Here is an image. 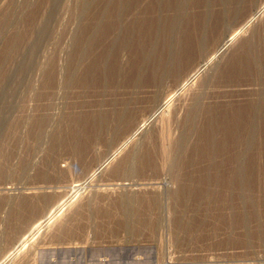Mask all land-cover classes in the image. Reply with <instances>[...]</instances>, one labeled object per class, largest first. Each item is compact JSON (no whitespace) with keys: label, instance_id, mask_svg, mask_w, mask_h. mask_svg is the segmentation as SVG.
<instances>
[{"label":"rangeland","instance_id":"obj_1","mask_svg":"<svg viewBox=\"0 0 264 264\" xmlns=\"http://www.w3.org/2000/svg\"><path fill=\"white\" fill-rule=\"evenodd\" d=\"M2 1L3 0L0 1V13L2 14L3 11H9V22L14 18L17 23H19L18 25L20 27L23 23V19L24 21L26 19L24 17L30 13L31 8L35 6L39 8L42 6L41 3H38V0ZM90 1L91 3H89ZM92 1L97 4L95 2L97 0H56L57 7H55V10H51L49 17H52L50 19L52 27L50 26V29H47L48 32L46 31L47 33L41 36L45 44L43 43L41 45L42 47L40 46L41 48L38 46L36 49H39V51L35 49L36 51L34 52L37 57L36 58L34 55L36 61H33V58L29 60V63L27 62L29 59V47L26 48V51L25 49H19L20 54L18 55V60H15L16 62H11L10 65L8 64L10 67L8 65H6V68L4 67L8 72L5 76L9 78L6 79L4 76H0L4 78L2 80L5 82L4 83L2 80L0 81L1 83L3 82L2 84L0 83V86L2 85V87H0V264H264V206H261L264 205V198L261 200V198L264 197V195H262L264 193V188L262 185L257 184L262 188L258 186L252 188V191L254 190V198L251 196L252 198L250 199H255L258 203L260 202L261 204L259 203V205L261 207L258 206V208L260 207L261 210H256L258 204H256L257 202L255 200H252L253 202L248 201L246 206H244H248L246 211L248 210V213L250 212L249 214L252 213L251 215H253L254 218L253 216L251 218L253 220L251 219L252 221L250 220V222H248L245 230L242 228L243 226L240 228L235 227V229L230 228L226 220H229L230 215L233 216L232 214L235 216L232 217L233 220H239L238 216L241 215V208L244 207L241 200L239 201L236 197L234 198L236 199L235 202L233 200L235 206L233 203L230 205L231 203L227 202L229 204L227 207L226 202L223 201L224 195L233 198L232 194L236 192L231 191L232 189L236 190V188L231 186V183L227 182L226 178L224 179L227 175L225 172L227 171L228 173V171H230L229 169H231L230 164L224 166L225 170H223V173L221 171L224 169L223 166L219 167L221 170L213 167L209 169L210 173L209 170L203 173L202 168L211 164V158L204 157V154L202 153V155L198 150L201 138L199 137V139H197L198 137H194L189 144L190 147L186 146L187 150H185V147L183 151L182 149L181 151L177 149V144H175L176 141H178L176 138H179L178 136L182 134L184 121L191 118L194 114L195 110L192 109L195 103L194 100L199 96L203 97L204 95L203 101L206 103L204 105L206 108L202 105V107L199 108L201 111L198 110L201 114L203 113L204 116L211 117V114H214L211 111L214 112L217 109L219 110V107H221V109L227 108L230 110L228 115L230 118L228 119L231 123L236 122L235 120L237 119H242L243 121L245 117L244 114L242 113L243 117L241 114H237V112L234 114V110L238 111L237 109L241 107L247 108L246 104L250 106L253 101L257 102L256 104L261 108V112L264 110V9L262 8L264 7V5H262L264 1L166 0L165 2V0H162L161 5H156L158 7L150 14V16H152L151 20L153 21L154 19V29L157 31L154 30L151 33L152 36L149 35L147 37L151 39L134 37L135 42L129 40V36H131L129 30H125L124 33L122 32L123 34L121 33V41L124 40L123 37L126 35V38H124L128 41L125 40L126 43H124V45L121 42L117 43L114 53L117 56L119 55L118 57L120 60L127 62V64H122L123 69L125 66L123 71L126 70L127 79L124 77L122 80H115L117 83H109V88L105 86L104 83L92 87H83L81 84L83 79L88 78L86 76H89L90 73L89 78L97 77V74H95L97 70L96 66L88 63L90 64L88 72L85 71L84 68L79 71L74 69V59L79 43L85 35L90 34V28H92L90 25H93V23H90V20H92V16H90L92 15L91 10H89V12L87 11L89 15L85 12L86 3L92 4L90 6H94L90 8L94 10H92L93 13L97 9ZM151 1L152 0H131L130 5L131 8L135 7L141 10ZM98 3L102 4V0ZM99 4L97 5L98 8H100ZM168 5L171 7H168ZM174 5L176 7L178 6L177 10ZM173 11L175 13H173ZM140 12L135 13V15L131 14L130 19L129 17L125 19V24L131 27L134 23L140 22L142 20V12ZM2 15L0 16V27H2ZM168 16L171 17L172 20ZM139 17L140 19H138ZM19 20L22 23L18 22ZM161 24L165 27L161 26ZM246 24L248 25L246 26ZM6 35L7 33L4 37H2L3 34L0 36V42L2 43H0V50L3 47V49H6L7 46L9 47V44H6L8 42L5 41ZM227 36H229V38ZM215 38H217V40ZM232 41L233 43H231ZM175 44L176 46H174ZM192 44L194 46H192ZM203 45L205 49H203ZM215 45L219 48V51L217 47H214ZM140 46L146 49V51L157 49L156 54L151 56L148 53V55H144L145 59L142 54L139 53V50V54H137V47ZM185 46H191V48H188L190 51L194 50V54H190L191 56L189 54L185 55L182 51L189 50ZM198 46H200L201 49ZM214 48L215 50L217 48L216 52L218 54L214 52ZM96 50L97 52H100L99 50L103 52L100 48H96ZM210 50H213V56H211ZM206 51H209L208 55ZM166 54L168 56L173 55L175 58H173L174 60L178 58L182 63L177 65L172 59H169V62L167 60L165 61ZM196 54L198 55L196 56ZM205 54L208 56L207 58ZM171 57L172 56L169 58ZM22 58L23 61L26 58V65L27 63L29 64L27 65L29 67L25 65L26 69L29 68L26 70L27 72L24 70L25 63H23ZM142 58L145 59H143V65L147 64V71H151L153 67L157 70L159 64L163 67L166 62H168L169 65L166 68L170 70L174 65V72H177L173 73L171 76H167L164 81H161L162 83L159 79H157L156 82L152 79V72L150 75L143 76L142 79H137L133 74L137 72V67L141 64ZM207 61H209V63ZM145 62L147 63L145 64ZM128 63H130L129 66ZM186 65L189 66L187 67ZM195 65L198 66V68ZM8 67L13 70L10 69L11 71H9V69H7ZM200 67L206 70L200 69ZM194 69L196 71L199 69L200 72L197 77L198 80L195 79L192 82H196V85L192 83L187 84V82H184V78L188 77L187 73H190ZM181 71L182 73H180ZM184 73L185 76L187 75L186 77ZM84 74L88 75L85 76ZM179 74L183 75V77ZM175 76H180L183 79L179 77L176 78ZM168 80L171 83L168 82ZM181 82L186 84V86L184 85L183 88L179 87L178 84ZM149 84L151 86H149ZM4 87L5 89H3ZM177 88L179 89L177 90ZM198 88H200V91ZM111 90L113 92H111ZM130 91L131 93H129ZM199 92H202V94L200 93V95ZM257 92H259L260 98H263L262 100L259 99L262 102L256 100L257 96H259ZM158 94H160V96ZM251 95L256 96L252 97ZM157 100L160 106L157 105ZM218 100L219 102L216 103ZM228 100H231L230 103ZM208 101L210 104L212 102V104L207 105ZM225 103H227L229 107H225ZM154 104H156V106ZM161 107L162 110L166 112L164 115L166 116L165 118L161 115L164 111L160 113V111H162ZM126 109L128 112H126ZM125 112L128 113L127 115H130V117H125V119H123L124 121H122L123 123L121 122V124L118 125L120 127L117 128V124L116 127L114 123H116V121H118L117 119ZM146 114H148L149 118H147L148 116H146ZM150 114H152V116ZM189 114L191 115L190 117ZM110 115L112 117H110ZM79 116H81V118ZM85 116L103 119L105 116L109 117L105 118L107 119L104 123L106 127H102V135L94 131L90 132V134L87 131V129H90L92 122ZM134 118L140 121H136ZM258 119L261 120V118ZM146 121H148L149 124ZM138 122L142 124L141 126L143 127H140ZM108 126L109 128H107ZM144 127H146V130ZM147 128L149 129L147 130ZM36 130L37 134L35 133ZM72 130L79 133L87 131L91 137L89 139L87 136V138H83L82 141H77L76 139L74 141L69 135ZM138 130L140 133H136ZM198 131L201 132L200 127ZM196 136L199 135L197 134ZM253 139L251 140L252 145L250 149L248 147L249 151L246 152L245 155L242 153L246 150V146L242 147L243 145L241 143H236V146L232 144L225 150L223 158L229 160L231 159L230 157L240 153L239 155L242 154L240 164H244L243 166L246 165V167H248L250 164L258 163L259 160L264 163V158L259 159L257 157L259 145L264 138L258 133ZM163 143L164 145H162ZM162 149L166 151V154L168 152H170V154L168 153V155L164 157L165 153ZM176 149L179 152H177ZM240 149L244 150L241 151ZM196 152L199 154H196ZM133 153L136 154V157ZM176 153L179 156L182 154V156H180L182 162H187L184 167L180 164L172 165V161H180L179 156L175 159L177 156L175 155ZM184 153L185 155L183 157ZM193 153L195 154L194 156L191 155ZM128 155L131 157H128ZM134 157L136 159H134ZM148 158H151V160ZM187 158L189 159L187 160ZM221 158L222 157H219L217 160L219 161ZM127 159L129 160L127 161ZM129 163L132 164L130 165ZM212 169L214 173L218 174H214ZM216 169H218V171ZM191 174L194 177L198 175L204 177V174L206 177L214 175L215 178L219 175V179H222L220 177L224 176L221 180L223 183H221V181L215 183L218 187L221 184L223 185L219 187L220 191L216 190L217 187L214 184L209 185V187L207 185V190H204V186L202 185V188L199 183L197 184L198 187L192 188L191 191L188 190L190 193L187 191L188 194L186 195H191L193 198L183 195L185 199L184 202L182 201L183 199L179 200L178 197L182 195L180 191H184L181 187H183V185L185 187L190 183L191 177H193ZM200 176L198 177L199 179H201ZM176 180L180 182L178 183ZM186 181L188 183L184 184ZM120 184L129 186L123 187ZM179 184L180 186L183 185L180 187ZM224 184H226V191L222 189ZM228 184L230 185L228 186ZM6 187L9 188V190H4ZM47 187H49L50 190ZM198 189L201 190L195 195V190ZM256 189L257 191L263 189L262 192L258 191L262 193H260L262 196L255 191ZM32 190L37 192L34 194L35 196L29 195L27 197L26 191ZM207 191L213 196L218 194L219 196L215 195L218 196V198L214 196V202L218 201V205L219 203L221 205L222 202V205L218 206L217 203L213 202L210 208L206 209L208 204L204 196H208ZM222 191L225 193L223 196L221 194ZM175 192H178L177 194L179 195L176 196ZM201 192L205 195H202ZM54 193L57 194L55 195ZM42 194L46 195L45 197L47 199H45L48 201L42 197ZM132 194H135V199L131 207L130 203L126 202L125 198H128L129 195L132 196ZM199 194L202 195L203 199L200 198L201 196ZM226 194L231 195L227 196ZM256 194L261 196L259 198L260 201ZM212 195L210 196L213 198ZM194 196H198V199L202 201L199 203L193 202L196 201L194 199L196 197ZM37 197L39 198L37 199ZM220 197H223V200H221ZM157 199H160L158 201L160 205L157 210L159 213L156 214V211L154 212L152 207L155 205ZM190 199L193 200L191 201ZM198 199L197 201H199ZM21 200L25 201V204H23L26 205L25 207L19 205V202H22ZM56 201L60 205L61 209L59 214L61 215L58 214L59 216H55L49 223H38L40 218L47 213ZM204 202L206 204H204ZM200 203L204 204V208H200ZM236 203L242 204L238 212L234 210L239 208V204L236 205ZM249 203L251 204L248 205ZM213 204L215 206L217 205V208ZM42 205L45 206L43 207ZM251 205L256 206L253 207ZM127 206H129V212L130 209H132V214H129L130 217L132 215L131 219H129L130 217L128 214V218L127 215H122L125 211L124 207L127 208ZM231 206L233 209H231ZM150 208L152 209L150 211L151 213H149ZM190 209H194L196 212ZM201 209L206 210L202 211ZM244 210L245 208L242 209V211ZM256 211H258V213H256ZM219 212H222L221 215ZM217 214L221 218L223 216V218H219ZM257 214L258 216H262L261 218L263 219L261 221ZM133 216L136 218L134 219ZM57 217H59V219ZM216 217H218V220H216ZM255 217H257V219ZM181 218L183 219L181 220ZM189 218L191 222H189ZM255 219L258 222L255 221ZM194 221H197L199 224ZM192 223H194V225ZM181 225L182 228L180 229ZM183 227H185L184 230ZM248 229L249 233L246 231Z\"/></svg>","mask_w":264,"mask_h":264},{"label":"bare ground","instance_id":"obj_2","mask_svg":"<svg viewBox=\"0 0 264 264\" xmlns=\"http://www.w3.org/2000/svg\"><path fill=\"white\" fill-rule=\"evenodd\" d=\"M1 1V0H0ZM4 1V0H3ZM2 1V2H3ZM99 1H101V0H99ZM98 0L97 1H95L97 4H95L93 1V3L96 5V8L98 9H96L95 10V12L93 13V9H90L91 7H94V6H90V5H92V4H89V3H91V1L87 4H85V2H84V4H85V12L87 13V11L89 12V10H91V13H92V15H90V16H92V20H90V23H93V25L91 24H89L92 28H90L91 30V32H90V34H87V35H85V37L82 39V41H80V43H79V46H78V50H77V53H76V55H75V61H74V63H75V65H74V69H76V71L78 70H80V69H85V71H89V66H90V64L91 65H93V66H96L97 67V70L95 71V74H97V77H92V78H89L90 77V74H89V76H86V75H88V74H84L86 77H88V78H85V79H83V81L81 82V84L83 85V87H92V86H97V85H101V83L103 84H105V86H109V83L111 84V82L112 83H117L116 81H119L120 79L122 80V78H126L127 76V72H126V70L125 71H123L124 69H125V66H124V69L122 68V64L124 65V64H127V62L125 61H122V60H120L119 59V55L117 56L114 52V50H115V48L117 47V43H119V42H121L123 45H124V43H126V41H128V40H126L125 38H126V36H124L123 37V39L124 40H122L121 41V33L123 32L124 33V31L125 30H129V33H130V35L131 36H129L130 37V41H135V39H134V37L136 38V37H141V38H147L149 35L150 36H152V32L155 30L154 29V23H153V21H154V19H153V21L151 20V17L152 16H150V14L155 10V8L156 7H158V6H156V5H161V2H162V0H152L147 6H144V8L143 9H137V8H131V5H130V3H131V0H102V4L100 5L98 2H99ZM148 1V0H147ZM160 1V2H159ZM178 1V0H177ZM176 1V2H177ZM255 1V0H254ZM264 1V0H263ZM1 2V3H2ZM18 2V1H17ZM165 2H166V0H165ZM164 2V3H165ZM175 2V1H174ZM175 2V3H176ZM181 2V1H180ZM38 3H41V5L42 6H40L39 8H36V6L35 7H33V8H31V11H30V13H28V15L27 16H25L24 18H26L25 19V21H24V19H23V23L19 20L18 22H20V23H22L21 24V27L18 25L19 23H17V21L13 18V20L11 19L10 20V22H9V15L8 14H10V13H8L9 11H6V12H2V14L0 13V16L2 15V17H1V23H2V27H0L1 28V32H0V36H2V34H3V36L2 37H4V35L7 33V37H6V42H8V43H6V44H9V47L7 46V48L6 49H1L0 50V76H4L5 78H6V73H8L6 70H5V68H6V65H10L11 64V62H13V61H15V60H18L17 58H18V55L20 54V52H19V49H25V51H26V48L27 47H29L28 49V51H29V53H28V56H29V59H28V63H29V60L31 59H33L34 58V60L33 61H36L35 60V57H36V55H35V51L37 50V51H39V49H36L38 46H39V48H41L42 46V44L44 43L43 42V37L41 38V36L44 34V33H47L48 31H47V29L49 28L50 29V26H51V22H50V19L52 18H49L50 17V13H51V10H55V7H57V2H56V0H38ZM178 3V2H177ZM183 3V2H182ZM225 3V2H224ZM258 3V2H257ZM262 3V2H261ZM99 4V6H100V8H98V5ZM135 4V3H134ZM173 4V3H172ZM223 4V3H222ZM256 4V3H255ZM146 5V4H145ZM191 5V4H190ZM232 5V4H231ZM258 5V4H257ZM262 5H264V4H262ZM34 6V5H33ZM175 6V5H174ZM188 6H189V4H188ZM261 6V5H260ZM259 6V7H260ZM80 7V6H79ZM168 7H171V6H169L168 5ZM167 7V8H168ZM176 7V6H175ZM178 7V6H177ZM177 7L175 8L176 10H177ZM173 8V7H172ZM195 8V7H194ZM204 8V7H203ZM202 8V9H203ZM214 8V7H213ZM212 8V9H213ZM217 8V7H216ZM263 9H264V7H262ZM180 9H181V6H180ZM183 9V8H182ZM215 9V8H214ZM235 9V8H234ZM242 9V8H241ZM0 10H1V6H0ZM5 10H7V9H5ZM9 10V9H8ZM93 10V11H92ZM164 10V9H163ZM166 10V9H165ZM167 10H169V9H167ZM260 10V9H259ZM142 12V20L140 21V22H137V23H132L133 25L130 27L129 25H126L125 24V19L126 18H128L129 17V19H130V16H131V14H134L135 15V13H137V12ZM182 11V10H181ZM195 11V10H194ZM205 11V10H204ZM240 11V10H239ZM263 11V10H262ZM10 12H11V10H10ZM140 12V13H141ZM170 12H172V11H170ZM169 12V13H170ZM186 12V11H185ZM246 12V11H245ZM260 12V11H259ZM90 13V14H91ZM155 13V12H154ZM153 13V14H154ZM163 13V12H162ZM173 13H175L174 11H173ZM178 13V12H177ZM176 13V14H177ZM220 13V12H219ZM249 13V12H248ZM88 15H89V13H87ZM156 14V13H155ZM165 14V13H164ZM250 14V13H249ZM138 15V14H137ZM173 15H175V14H173ZM235 15V14H234ZM247 15V14H246ZM252 15V14H251ZM12 16V15H11ZM56 16V15H55ZM172 16V15H171ZM249 16V15H248ZM263 16V15H262ZM136 17V16H135ZM153 17H155V16H153ZM169 17V16H168ZM245 17H247V16H245ZM12 18V17H11ZM16 18V17H15ZM20 18V17H19ZM56 18V17H55ZM91 18V17H90ZM89 18V19H90ZM156 18V17H155ZM161 18V17H160ZM159 18V19H160ZM170 19H171V17H169ZM231 18V17H230ZM244 18V17H243ZM257 18V17H256ZM18 19V18H17ZM88 19V20H89ZM138 19H140V17L138 18ZM163 19V18H162ZM175 19V18H174ZM186 19V18H185ZM189 19V18H188ZM250 19V18H249ZM136 20V19H135ZM156 20V19H155ZM172 20V19H171ZM170 20V21H171ZM233 20V19H232ZM16 21V22H15ZM92 21V22H91ZM167 21H168V19H167ZM188 21V20H187ZM244 21V20H243ZM250 21H252V20H250ZM250 21H249V23H250ZM257 21V20H256ZM157 22V21H156ZM158 22H159V20H158ZM163 22H164V20H163ZM220 22V21H219ZM230 22V21H229ZM246 22V21H245ZM254 22H255V20H254ZM198 23V22H197ZM242 23V22H241ZM240 23V24H241ZM252 23V22H251ZM165 24V23H164ZM175 24V23H174ZM173 24V25H174ZM194 24V23H193ZM236 24V23H235ZM254 24V23H253ZM53 25V24H52ZM56 25V24H55ZM157 25V24H156ZM172 25V24H171ZM189 25V24H188ZM248 24H246V26H247ZM54 26V25H53ZM161 26H164V25H162L161 24ZM175 26V25H174ZM186 26V25H185ZM251 26H252V24H251ZM52 27V26H51ZM127 27V28H126ZM165 27V26H164ZM163 27V28H164ZM226 27V26H225ZM244 27V26H243ZM242 27V28H243ZM173 28V27H172ZM193 28V27H192ZM191 28V29H192ZM222 28V27H221ZM247 28V27H246ZM159 29V28H158ZM157 29V30H158ZM165 29H168V28H165ZM180 29V28H179ZM188 29H190V28H188ZM171 30V29H170ZM174 30V29H173ZM243 30V29H242ZM245 30V29H244ZM47 31V32H46ZM156 31V30H155ZM180 31V30H179ZM240 31V30H239ZM157 32V31H156ZM174 32V31H173ZM243 32V31H242ZM88 33V32H87ZM122 33V34H123ZM127 33V32H126ZM201 33V32H200ZM229 33V32H228ZM236 33V32H235ZM240 33V32H239ZM9 34V35H8ZM177 34V33H176ZM180 34V33H179ZM46 35V34H45ZM155 35H157V34H155ZM171 35V34H170ZM227 35V34H226ZM237 35V34H236ZM47 36V35H46ZM189 36V35H188ZM216 36V35H215ZM231 36V35H230ZM83 37V36H82ZM167 37V36H166ZM170 37V36H169ZM228 38H229V36H227ZM226 37V38H227ZM234 37V36H233ZM233 37H230V38H233ZM150 38V37H149ZM149 38H147L148 40H149ZM210 38V37H209ZM219 38V37H218ZM224 38V37H223ZM237 38H239V37H237ZM247 38V37H246ZM257 38V37H256ZM1 39V38H0ZM58 39V38H57ZM151 39V38H150ZM167 39V38H166ZM178 39V38H177ZM189 39V38H188ZM212 39V38H211ZM216 40H217V38H215ZM225 39V38H224ZM47 40V39H46ZM51 40V39H50ZM126 40V41H125ZM156 40V39H155ZM179 40V39H178ZM192 40V39H191ZM218 40H220V39H218ZM140 41H142V40H140ZM153 41V40H152ZM188 41V40H187ZM233 41H235V40H233ZM233 41L231 42V43H233ZM136 42V41H135ZM138 42H139V39H138ZM154 42V41H153ZM158 42H159V40H158ZM184 42V41H183ZM1 43V42H0ZM128 43V42H127ZM130 43V42H129ZM134 43V42H133ZM170 43V42H169ZM185 43V42H184ZM194 43V42H193ZM212 43V42H211ZM215 43H216V41H215ZM215 43H213V44H215ZM219 43H220V41H219ZM2 44V43H1ZM45 44V43H44ZM143 44H144V42H143ZM167 44V43H166ZM187 44V43H186ZM195 44H196V42H195ZM198 44V43H197ZM225 44V43H224ZM223 44V45H224ZM227 44V43H226ZM160 45V44H159ZM158 45V46H159ZM217 45V44H216ZM214 46V47H217V46ZM230 45V44H229ZM5 46V45H4ZM41 46V47H40ZM122 46V45H121ZM174 46H176V44L174 45ZM183 46V45H182ZM192 46H194L193 44H192ZM195 46H197V45H195ZM213 46V45H212ZM211 46V47H212ZM224 46H226V45H224ZM102 47V48H101ZM146 47V46H145ZM185 47H190L191 48V46H185ZM199 48H200V46H198ZM198 47H195V48H197V49H199ZM96 48L97 49H102V51L103 52H101V50H99L100 52H97V50H96ZM123 48V47H122ZM146 48H148V47H146ZM176 48V47H175ZM181 48V47H180ZM194 48V49H195ZM208 48H209V46H208ZM218 48V47H217ZM217 48H216V50H215V48L213 49V50H215L214 52H216L217 51ZM224 48V47H223ZM36 49V50H35ZM189 49V48H188ZM201 49V48H200ZM203 49H205L204 48V45H203ZM212 49V48H211ZM225 49V48H224ZM224 49H223V51H224ZM251 49V48H250ZM138 50H139V53L140 54H142V56L145 58V56L146 55H148V53L151 55V56H153L154 54H156V50L155 49H151V50H147L146 51V49H144V48H141V46L140 47H137V54H139L138 53ZM159 50V49H158ZM192 50V49H191ZM207 50V49H206ZM213 50L211 51L210 50V54H212L211 56H213ZM228 50V49H227ZM97 53H96V52ZM160 51V50H159ZM162 51V50H161ZM202 51V50H201ZM218 51H219V48H218ZM253 51V50H252ZM164 52H165V50H164ZM185 55L186 54H194V50L193 51H190V49L189 50H183L182 51ZM200 52V51H199ZM205 52V51H204ZM207 52V51H206ZM243 52V51H242ZM245 52V51H244ZM37 53V52H36ZM169 53V52H168ZM167 53V54H168ZM202 53V52H201ZM217 53V52H216ZM22 54V53H21ZM26 54H27V52H26ZM39 54H42V53H39ZM39 54H37V55H39ZM45 54V53H44ZM74 54V53H73ZM166 54V58L164 59L165 61L167 60L168 62H169V59H172V61L175 63V64H181L182 62L178 59V58H176V60H174L175 58H174V56L173 55H167ZM172 54H173V52H172ZM181 54V53H180ZM209 54V51L207 52V55ZM218 54V53H217ZM252 54V53H251ZM24 55V54H23ZM34 55H35V57H34ZM47 55V54H46ZM145 55V56H144ZM149 55V56H150ZM183 55V54H182ZM198 54H196V56H197ZM206 55V54H205ZM205 56L206 58L208 57V56ZM219 55H220V53H219ZM242 55V54H241ZM22 56V55H21ZM40 56V55H39ZM45 56V55H44ZM128 56V55H127ZM170 56H172L171 58H169ZM191 56V55H190ZM24 57V56H23ZM124 57V56H123ZM204 57V58H205ZM220 57V56H219ZM37 58V57H36ZM43 58H45V57H43ZM125 58V57H124ZM144 58H142L141 60H142V62H141V64L137 67L138 68V70H136L137 72L135 73V74H133L135 77H137V79L138 78H141L142 79V77L143 76H146V75H150L151 74V72L153 73L152 74V79H154V81L156 82V80L157 79H159L160 80V82L161 81H164L165 79H166V77L167 76H171L173 73H176V72H174V65L172 66V69H167L166 67L169 65L168 64V62H166V64L162 67V65H160L159 64V66H157L156 68H157V70H155V67H153V69H151V71H147L146 70V63L147 62H145V64L146 65H143L144 63H143V59ZM174 58V59H173ZM187 58V57H186ZM201 58H202V56H201ZM210 58H212V57H210ZM209 58V59H210ZM244 58V57H243ZM26 59V58H25ZM25 59H24V61H23V58H22V61H23V63H25ZM132 59V58H131ZM146 59V58H145ZM144 59V60H145ZM190 59V58H189ZM218 59V58H217ZM239 59V58H238ZM20 60V59H19ZM73 60V59H72ZM124 60V59H123ZM140 60V59H139ZM199 60V59H198ZM226 60V59H225ZM247 60V59H246ZM203 61V60H202ZM204 61H205V59H204ZM16 62V61H15ZM14 62V63H15ZM129 62V61H128ZM156 62V61H155ZM170 62H171V60H170ZM190 62V61H189ZM198 62H200V61H198ZM208 63H209V61H207ZM207 62H205V63H207ZM240 62V61H239ZM13 63V64H14ZM17 63H18V61H17ZM21 63V62H20ZM27 63V65H29ZM32 63V62H31ZM88 63H90V64H88ZM165 63V62H164ZM172 63V62H171ZM173 63V64H174ZM187 63V62H186ZM12 64V65H13ZM19 64V63H18ZM41 64V63H40ZM88 64V65H87ZM129 64L130 63H128V66H129ZM132 65H133V63H131ZM188 64H190V63H188ZM198 64V63H197ZM257 64V63H256ZM8 65V66H9ZM16 65V64H15ZM25 65H26V63L24 64V67H25ZM26 65V66H27ZM87 65V66H86ZM138 65V64H137ZM150 65V64H149ZM177 65H176V67H177ZM206 65V64H205ZM211 65H212V63H211ZM18 66V65H17ZM133 66H135V65H133ZM187 66V65H186ZM189 66V65H188ZM187 66V67H188ZM196 66V65H195ZM202 66V65H201ZM221 66V65H220ZM245 66V65H244ZM253 66V65H252ZM251 66V67H252ZM5 67V68H4ZM10 67V66H9ZM9 67L7 68V69H9ZM21 67V66H20ZM19 67V68H20ZM23 67V66H22ZM27 67H29V66H27ZM41 67V66H40ZM132 67V66H131ZM130 67V68H131ZM145 67V68H144ZM180 67H181V65H180ZM197 68H198V66H196ZM203 67V66H202ZM202 67H200V69H203V70H206V69H204V68H202ZM255 67V66H254ZM18 68V69H19ZM151 68V67H150ZM178 68V67H177ZM184 68V67H183ZM195 68V67H194ZM206 68V67H205ZM218 68V67H217ZM240 68H241V66H240ZM10 69H12V68H10ZM9 69V71H11ZM17 69V68H16ZM22 69V68H21ZM27 69H29V68H27ZM26 69V67L24 68V70L26 71L27 70ZM135 69V68H134ZM185 69V68H184ZM196 69V68H195ZM193 70V71H191L190 73H187V75H188V77H186L185 76V73H184V76L186 77V78H184V82H187V84H189V83H192L195 79H197V77L199 76V69H198V71H196V70ZM13 70V69H12ZM23 70V69H22ZM150 70V69H149ZM177 70V69H176ZM186 70V69H185ZM216 70V69H215ZM233 70V69H232ZM258 70V69H257ZM18 72H21L20 70H17ZM25 71H24V73H25ZM217 71V70H216ZM245 71V70H244ZM27 72V71H26ZM82 72V71H81ZM84 72V71H83ZM132 72V71H131ZM135 72V71H134ZM186 72H187V70H186ZM189 72V71H188ZM210 72V71H209ZM10 73V72H9ZM22 73H23V71H22ZM86 73V72H85ZM180 73H182V71L180 72ZM201 73H202V71H201ZM247 73V72H246ZM249 73V72H248ZM259 73V72H258ZM11 74V73H10ZM93 74V73H92ZM219 74V73H218ZM12 75V74H11ZM17 75V74H16ZM19 75V74H18ZM78 75V74H77ZM179 75H181V74H179ZM203 75V74H202ZM7 76H8V74H7ZM76 76V75H75ZM95 76V75H94ZM182 77H183V75H181ZM73 77V76H72ZM78 77V76H77ZM82 77V76H81ZM81 77H80V79H81ZM176 77V76H175ZM174 77V78H175ZM179 78H181L180 76H178ZM178 77H176V78H178ZM205 77V76H204ZM212 77V76H211ZM1 78V77H0ZM9 77H7L6 79H8ZM14 78V77H13ZM82 78H84V77H82ZM128 78H129V76H128ZM173 78V77H172ZM231 78V77H230ZM235 78V77H234ZM2 79H4V78H1L0 79V81L2 80ZM127 79V78H126ZM134 79V78H133ZM146 79V78H145ZM148 79V78H147ZM181 79H183V78H181ZM180 79V80H181ZM203 79V78H202ZM205 79H208V78H205ZM204 79V80H205ZM212 79H213V77H212ZM229 79V78H228ZM48 80V79H47ZM79 80V79H78ZM105 80V81H104ZM116 80V81H115ZM149 80V79H148ZM198 80V79H197ZM204 80H203V82H204ZM215 80V79H214ZM3 82H4V80H2ZM56 81V80H55ZM209 81V80H208ZM2 82V83H3ZM143 82V81H142ZM145 82V81H144ZM147 82V81H146ZM151 82V81H150ZM149 82V83H150ZM153 82V81H152ZM168 82H170L169 80H168ZM207 82V81H206ZM219 82V81H218ZM1 83V82H0ZM1 83V84H2ZM5 83V82H4ZM79 83V82H78ZM148 83V82H147ZM162 83V82H161ZM167 83V82H166ZM165 83V84H166ZM171 83V82H170ZM196 82H194V83H192V84H195ZM221 83V82H220ZM227 83H229V82H227ZM19 84V83H18ZM31 84V83H30ZM118 84H119V82H118ZM146 84V83H145ZM158 84V83H157ZM169 84V83H168ZM175 84V83H174ZM181 84V85H180ZM212 84V83H211ZM114 85V84H113ZM127 85V84H126ZM136 85V84H135ZM161 85V84H160ZM172 85V84H171ZM170 85V86H171ZM186 86V84H183L182 82L181 83H179L178 84V86L179 87H181V88H183V86ZM196 85V84H195ZM195 85H193V86H195ZM12 86V85H11ZM14 86V85H13ZM104 86V87H105ZM143 86V85H142ZM149 86H151L150 84H149ZM163 86V85H162ZM174 86V85H173ZM172 86V87H173ZM177 86V85H176ZM261 86V85H260ZM0 87H2V85L0 86ZM8 87V86H7ZM111 87V86H110ZM132 87V86H131ZM137 87V86H136ZM148 87V86H147ZM169 87V86H168ZM204 87H205V84H204ZM210 87V86H209ZM254 87V86H253ZM9 88V87H8ZM14 88V87H13ZM16 88V87H15ZM98 88V87H97ZM109 88V87H108ZM139 88V87H138ZM159 88V87H158ZM170 88V87H169ZM168 88V89H169ZM176 88V87H175ZM200 88H202V87H200ZM200 88H198V90L200 89ZM206 88H207V86H206ZM1 89V88H0ZM3 89H5V87L3 88ZM7 89V88H6ZM10 89V88H9ZM8 89V90H9ZM17 89V88H16ZM114 89V88H113ZM116 89V88H115ZM148 89V88H147ZM146 89V90H147ZM161 89V88H160ZM165 89V88H164ZM179 88H177V90H178ZM210 89V88H209ZM208 89V90H209ZM249 89V88H248ZM7 90V91H8ZM13 90H15V89H13ZM118 90V89H117ZM166 90V89H165ZM171 90V89H170ZM173 90V89H172ZM181 90V89H180ZM207 90V91H208ZM213 90V89H212ZM211 90V91H212ZM235 90V89H234ZM2 91V90H1ZM106 91V90H105ZM138 91H140V90H138ZM145 91V90H144ZM168 91V90H167ZM196 91V90H195ZM200 91V90H199ZM14 92V91H13ZM18 92V91H17ZM111 92H113L112 90H111ZM120 92V91H119ZM135 92H136V90H135ZM154 92V91H153ZM165 92V91H164ZM172 92V91H171ZM216 92V91H215ZM255 92V91H254ZM7 93V92H6ZM10 93V92H9ZM15 93H16V91H15ZM129 93H131V91L129 92ZM141 93H142V91H141ZM166 93V92H165ZM202 94V92H199V94ZM207 93V92H206ZM205 93V94H206ZM251 93V92H250ZM258 93V95H259V92H257ZM257 93H256V95H257ZM0 94H1V92H0ZM5 94V93H4ZM144 94V93H143ZM148 94V93H147ZM152 94V93H151ZM200 94V95H201ZM252 94V93H251ZM255 94V93H254ZM10 95V94H9ZM134 95H136V94H134ZM159 96H160V94H158ZM230 95H231V93H230ZM256 95H254V96H256ZM158 96V97H159ZM199 96V95H198ZM207 96V95H206ZM252 96V95H251ZM254 96H252V97H254ZM123 97V96H122ZM140 97V96H139ZM197 97V96H196ZM196 97H195V99H196ZM203 97H204V95H203ZM203 97H201V96H199V97H197V99L196 100H194V107L192 108V109H194L195 110V112H194V114L192 115V117L191 118H189V119H186L185 121H184V128H182L183 130H182V134H180V136H178L179 138H176V139H178V141H176V143L175 144H177V149H180V151H181V149H182V151H183V149L186 147V146H188V147H190L189 146V144L191 143V141L193 140V138L195 137H198L197 139H199V137L201 138V140H200V143H199V147H198V150L201 152V154L204 156V157H207V158H211V164L210 165H206L204 168H202L203 170H202V172L204 173V171H208L209 169H211V168H213V167H215V168H219V167H222L223 166V168H224V166L225 165H229L230 164V168L231 169H229V168H226V169H229L230 171H228V173H227V171L225 172L227 175L224 177V179L226 178V180H227V182H230L231 183V186H234L235 188H236V190H234V189H232L231 191L233 192V191H236V192H233L234 194H232V196H233V198L230 196L231 194H229V195H227V196H230V197H226L225 195H224V200L221 198V200H223V201H225L226 202V204H227V207L229 206V202L231 203L230 205H232V203H233V200H234V202H235V200L236 199H234L235 197L236 198H238L239 199V201L241 200V203L243 204V206L245 205L246 206V204L248 203V201L249 202H251L252 200H255V199H252V200H250L254 195V193H253V191H252V188L254 187V186H258L259 187V185H262V187L264 188V163L261 161L260 162V160L258 161V163H254V164H250L248 167H246V165L245 166H243L244 164H240L241 162V156H242V154H244L245 155V153L246 152H248L249 150H248V147H249V149H250V147H251V140L253 139V137H255L258 133L264 138V110L261 112V108L260 107H258V105L256 104L257 102H255V101H253L251 104H250V106H248V104H246L247 105V108L246 107H241L240 109H237L238 111H235L234 110V114L237 112V114H241V116H242V113L244 114V118H243V121H242V119H237V120H235L236 122H230L229 121V119L228 118H230L228 115H229V112H230V110H228L227 108H223V109H221V107H219V110L217 109V110H215L214 112L213 111H211L212 113H214V114H211V117L209 116V117H207V116H204L203 115V113L201 114V112H199L198 110H200L199 108H201L202 107V105L204 106L206 103L203 101ZM235 97V96H234ZM262 97V96H261ZM8 98V97H7ZM163 99L165 98V97H162ZM211 98V97H210ZM113 99V98H112ZM126 99V98H125ZM130 99V98H129ZM135 99V98H134ZM145 99V98H144ZM147 99H148V97H147ZM158 99H160V98H158ZM166 99V98H165ZM205 99V98H204ZM207 99V98H206ZM259 99H261L260 98V95L259 96H257V101L259 100ZM263 99V98H262ZM261 99V100H262ZM5 100V99H4ZM10 100V99H9ZM119 100V99H118ZM210 100V99H209ZM213 100H215V99H213ZM264 100V99H263ZM2 101V100H1ZM126 101V100H125ZM136 101V100H135ZM146 101V100H145ZM160 101H162V100H160ZM165 101V100H164ZM163 101V102H164ZM229 101V100H228ZM231 101V100H230ZM230 101H229V103H230ZM240 101V100H239ZM248 101V100H247ZM260 101V100H259ZM158 102V100L156 101V103ZM217 102H219V100L218 101H216V103ZM242 102V101H241ZM260 102H262V101H260ZM133 103V102H132ZM139 103V102H138ZM141 103V102H140ZM159 103V102H158ZM158 103H157V105H158ZM162 103V102H161ZM264 103V102H263ZM116 104H117V102H116ZM208 104H210L209 103V101H208V103H207V105ZM211 104H212V102H211ZM210 104V105H211ZM226 105H225V107H229V105L227 104V103H225ZM260 104V103H259ZM103 105V104H102ZM143 105V104H142ZM155 106H156V104H154ZM217 105V104H216ZM231 105H232V103H231ZM241 105V104H240ZM123 106V105H122ZM130 106V105H129ZM158 106H160V105H158ZM158 106H157V108H158ZM162 106V105H161ZM215 106V105H214ZM224 106V105H223ZM234 106V105H233ZM119 107H120V105H119ZM205 107V106H204ZM204 107H203V109H204ZM208 107V106H207ZM231 107V106H230ZM107 108V107H106ZM124 108V107H123ZM129 108V107H128ZM127 108V109H128ZM172 108V107H171ZM206 108V107H205ZM98 109V108H97ZM120 109V108H119ZM126 109V110H127ZM154 109V108H153ZM186 109V108H185ZM188 109V108H187ZM210 109V108H209ZM75 110V109H74ZM86 110V109H85ZM124 110V109H123ZM130 110V109H129ZM158 110V109H157ZM156 110V111H157ZM161 110H162V107H161ZM108 111V110H107ZM115 111V110H114ZM118 111V110H117ZM151 111H152V109H151ZM153 111H155V110H153ZM158 111H160V110H158ZM164 111V112H163ZM192 111V110H191ZM201 111V110H200ZM126 112H128V110L126 111ZM123 113L117 120L118 121H116V123H114L115 124V126H116V124H117V126L118 125H120L121 124V122L122 121H124L123 119H125V117H130V115L128 116L127 114L128 113ZM161 112H163V113H161ZM205 112H206V110H205ZM232 112V111H231ZM81 113V112H80ZM103 113H105V112H103ZM102 113V114H103ZM133 113H134V111H133ZM160 113H161V115L162 116H164L165 115V110H162V111H160ZM56 114V113H55ZM101 114V115H102ZM139 114V113H138ZM154 114V113H153ZM156 114H157V112H156ZM199 114V115H198ZM72 115V114H71ZM74 115V114H73ZM77 115H79V114H77ZM151 116H152V114H150ZM260 115V116H259ZM75 116V115H74ZM144 116V115H143ZM146 116H148V114H146ZM156 116V115H155ZM191 115L189 114V117H190ZM237 116V115H236ZM235 116V117H236ZM239 116V115H238ZM13 117V116H12ZM80 118H81V116H79ZM84 117V116H83ZM86 117V116H85ZM102 117H104V116H102ZM108 116H105L104 117V119L103 118H97V117H86V118H88L89 120H91V126H90V129L88 130L87 129V131L90 133V132H92V131H94V132H97L99 135L101 134V132L103 131V129H102V127H106L105 126V122H106V120L107 119H105V118H107ZM110 117H112L111 115H110ZM153 117H154V115H153ZM166 116H164L163 118H165ZM188 117V116H187ZM232 117V116H231ZM243 117V116H242ZM109 118V117H108ZM133 118V117H132ZM147 118H149V116L147 117ZM258 118H261V120L260 119H258ZM11 119V118H10ZM87 119V120H88ZM135 120H136V118H134ZM140 119V118H139ZM145 119V118H144ZM82 120V119H81ZM86 120V121H87ZM130 120V119H129ZM138 120V119H137ZM136 120V121H137ZM142 120V119H141ZM48 121V120H47ZM58 121V120H57ZM80 121V120H79ZM110 121V120H109ZM128 121V120H127ZM133 121V120H132ZM131 121V122H132ZM138 121H140V120H138ZM164 121V120H163ZM162 121V122H163ZM10 122V121H9ZM83 122V121H82ZM111 122V121H110ZM109 122V123H110ZM134 122V121H133ZM132 122V123H133ZM146 122H148V121H146ZM79 123V122H78ZM123 123V122H122ZM139 123V122H138ZM143 123H145V122H143ZM85 124V123H84ZM90 124V123H89ZM111 124V123H110ZM130 124V123H129ZM137 124V123H136ZM140 124V123H139ZM138 124V125H139ZM148 124H149V122H148ZM151 124V123H150ZM157 124V123H156ZM183 124H182V126H183ZM65 125V124H64ZM81 125V124H80ZM133 125V124H132ZM142 124H140L139 126L140 127H143V126H141ZM40 126V125H39ZM66 126V125H65ZM112 126V125H111ZM110 126V127H111ZM116 126V127H117ZM120 126H118L117 128H119ZM134 127V126H133ZM137 127V126H136ZM200 127V130H201V132H199L198 131V128ZM57 128V127H56ZM107 128H109V126L107 127ZM113 128V127H112ZM138 128V127H137ZM145 128V130H146V127H144ZM161 128H163V127H161ZM9 129V128H8ZM36 129V128H35ZM149 128H147V130H148ZM164 129V128H163ZM122 130H124V129H122ZM6 131V130H5ZM8 131V130H7ZM40 131H41V129H40ZM47 131V130H46ZM54 131V130H53ZM87 131H84V132H75L74 130H72V132H71V134H69L70 135V138L72 137V139H74V141H75V139L77 140V141H82L83 140V138H87V136L89 137V139H90V137L91 136H89V134H88V132ZM107 131H108V129H107ZM127 131H128V129H127ZM130 131V130H129ZM133 131H134V129H133ZM133 131H132V134H133ZM137 131V130H136ZM141 131V130H140ZM156 131V130H155ZM162 131V130H161ZM9 132V131H8ZM7 132V133H8ZM17 132V131H16ZM49 132V131H48ZM116 132H117V130H116ZM121 132V131H120ZM131 132V131H130ZM142 132V131H141ZM144 132V131H143ZM199 132V133H198ZM36 134H37V130H36V132H35ZM97 133H96V135H97ZM107 133V132H106ZM136 133H140L139 132V130H138V132H136ZM161 133V132H160ZM88 134V135H87ZM91 134V133H90ZM103 134V133H102ZM101 134V135H102ZM171 134V133H170ZM199 135V136H196V135ZM33 135H34V133H33ZM120 135V134H119ZM140 135V134H139ZM142 135V134H141ZM163 135V134H162ZM161 135V136H162ZM54 136V135H53ZM105 136V135H104ZM146 136V135H145ZM164 137V136H163ZM166 137V136H165ZM95 138V137H94ZM88 139V140H89ZM143 139V138H142ZM161 139V138H160ZM175 139V138H174ZM85 140V139H84ZM103 140V139H102ZM113 140V139H112ZM163 140H164V138H163ZM254 140V139H253ZM92 141V140H91ZM104 141V140H103ZM149 141V140H148ZM71 142V141H70ZM84 142V141H83ZM86 142V141H85ZM73 143V142H72ZM82 143V142H81ZM80 143V144H81ZM147 143V142H146ZM149 143V142H148ZM236 143L238 144V143H241L243 146L242 147H244V146H246V150L244 151V153H242L241 155H236L235 154V156H233V157H230L231 159H227V158H223V155H224V153H225V150L230 146V145H234V146H236ZM90 144V143H89ZM140 144V143H139ZM153 144V143H152ZM155 144V143H154ZM162 145H164V143L162 144ZM68 146V145H67ZM98 146V145H97ZM96 146V147H97ZM155 146V145H154ZM239 146H241V145H239ZM260 147H259V149H258V152H257V157L260 159H263L264 158V140L260 143V145H259ZM9 147V146H8ZM65 147V146H64ZM153 147V146H152ZM175 147H174V150H175ZM4 148V147H3ZM164 148V147H163ZM64 149V148H63ZM88 149V148H87ZM160 149V148H159ZM165 149V148H164ZM177 149H176V151H177ZM81 150V149H80ZM86 150V149H85ZM136 150H138V149H136ZM143 150V149H142ZM166 150H168V149H166ZM174 150H172V151H174ZM185 150H187V147H186V149ZM184 150V151H185ZM190 150V149H189ZM196 150V149H195ZM194 150V151H195ZM241 150V149H240ZM244 150V149H243ZM243 150H241V151H243ZM83 151H84V149H83ZM83 151H81V152H83ZM162 151H163V149H162ZM169 151V150H168ZM193 151V152H194ZM52 152V151H51ZM104 152V151H103ZM133 152V151H132ZM131 152V153H132ZM137 152V151H136ZM135 152V153H136ZM139 152V151H138ZM165 154H164V157H165V155L167 156L168 155V153L170 154V152H168L167 154H166V151L164 150L163 151ZM163 152H162V154H163ZM177 152H179V151H177ZM47 153V152H46ZM80 153V152H79ZM108 153V152H107ZM147 153V152H146ZM183 153V152H182ZM186 153H187V151H186ZM128 154V153H127ZM134 154V153H133ZM173 154V153H172ZM179 154V153H178ZM196 154H199V153H197L196 152ZM130 155H132V154H130ZM136 154H134V156H135ZM139 155V154H138ZM147 155V154H146ZM175 155H177V153L175 154ZM184 155H185V153L183 154V157H184ZM191 155H195L194 153L193 154H191ZM102 156V155H101ZM173 156V155H172ZM178 156L179 155H177L176 157H175V159H177L178 158ZM180 156H182V154H180ZM179 156V159H180V161H172L171 163H172V165H182L183 167L185 166V164L187 163V162H185V161H183L182 162V160H181V157ZM193 156H191V157H193ZM128 157H131V156H129L128 155ZM136 157V156H135ZM134 157V159H136ZM173 157V158H174ZM187 157V156H186ZM219 157H222L221 158V160H217V159H219ZM132 158H133V156H132ZM152 158V157H151ZM151 158H148V159H150L151 160ZM172 158V159H173ZM195 158V157H194ZM122 159V158H121ZM129 159H131V158H129ZM129 159H127V161L129 160ZM147 159V160H148ZM163 159V158H162ZM189 158H187V160H188ZM203 159V158H202ZM254 159V158H253ZM131 160H133V159H131ZM110 161V160H109ZM124 161V160H123ZM149 161V160H148ZM209 161V160H208ZM252 161V160H251ZM45 162V161H44ZM131 162V161H130ZM134 162H135V160H134ZM185 162V163H184ZM253 162V161H252ZM251 162V163H252ZM132 163H133V161H132ZM131 163V164H132ZM150 163H151V161H150ZM183 163V164H182ZM130 164V163H129ZM130 164V165H131ZM143 164H145V163H143ZM129 165V166H130ZM146 165V164H145ZM192 165V164H191ZM3 166V165H2ZM125 166V165H124ZM127 166V165H126ZM148 166V165H147ZM262 166V167H261ZM142 167H144V166H142ZM196 167V166H195ZM262 168V170H261V168ZM23 168V167H22ZM127 168V167H126ZM129 168V167H128ZM133 168V167H132ZM131 168V169H132ZM198 170V169H197ZM196 170V171H197ZM213 170V169H212ZM211 170V171H212ZM217 171H218V169H216ZM219 170H221V168H219ZM223 170H225V168L224 169H222L221 171H222V173H223ZM199 171V170H198ZM216 171V172H217ZM221 171H219V172H221ZM194 173H196V172H194ZM200 173V172H199ZM209 173H210V170H209ZM209 173H206L207 175H210ZM212 173V172H211ZM213 173H214V170H213ZM212 173V174H213ZM224 173V174H225ZM178 174V173H177ZM214 174H218V173H214ZM223 174V175H224ZM192 175V174H191ZM195 175V174H194ZM193 176V175H192ZM196 176V175H195ZM200 175H198V176H196V177H191V181H190V183L188 184V185H186L185 187H184V185H183V187H181L180 186V184H179V186L182 188V189H184V191L183 192H181L180 191V194L182 193V195H179V194H177L176 192H175V194H176V196L177 195H179V197H178V199L179 200H181V199H183L182 201H184L185 202V199H184V197H183V195H186V194H188L187 193V191L188 190H190L191 191V189L192 188H196V187H198V185L197 184H201L200 186H204V190H207L206 188H207V185H208V187H209V185H211V184H214L215 185V183L217 182V183H219L222 179H223V177H220V178H222V179H219L218 177H219V175L215 178V176L213 175H211V176H209V177H206V175L204 174V177L202 176H200V178L201 179H199L198 177H199ZM196 178H198V179H196ZM176 179V178H175ZM187 179V178H186ZM180 180V179H179ZM179 180H176V181H178V183L180 182ZM182 183V182H181ZM188 182L186 181V183H184V184H187ZM221 183H223L222 181H221ZM257 184H259V185H257ZM121 186H123V187H127V186H129V185H124V184H120ZM141 185V184H140ZM221 185H223V184H221ZM221 185H219V187L221 186ZM230 184H228V186H229ZM50 186V185H49ZM203 186H202V188H203ZM217 188H216V190H218V191H220L219 190V187H218V185H215ZM226 184H224V186H223V188L222 189H224L225 191H226ZM225 187V188H224ZM261 186L259 187V188H262ZM46 188V187H45ZM48 189H49V187H47ZM215 188V187H214ZM258 188V189H259ZM38 189V188H37ZM40 189V188H39ZM56 189V188H55ZM54 189V190H55ZM228 189V188H227ZM255 189V188H254ZM4 190H9V188H4ZM50 190V189H49ZM133 190V189H132ZM201 190V189H200ZM199 189L198 190H195L196 191V194L195 195H197L198 193V191H200ZM203 190V189H202ZM203 190V191H204ZM223 190V191H224ZM263 190V189H262ZM262 190H258V191H261L262 192ZM57 191V190H56ZM131 191V190H130ZM137 191V190H136ZM136 191H134L135 193H137ZM139 191V190H138ZM223 191H222V196H223V194H225V193H223ZM224 191V192H225ZM229 191V190H228ZM255 191H257V189L255 190ZM257 191V192H258ZM25 192V191H24ZM48 192H50V191H48ZM133 192V193H134ZM140 192V191H139ZM189 192V191H188ZM205 192V191H204ZM208 192V191H207ZM261 192H258L259 194L261 193ZM21 193V192H20ZM37 192L34 190H32V191H26V196L28 197L29 195H32V196H35L34 194H36ZM43 193V192H42ZM46 193V192H45ZM132 193V192H131ZM190 193V192H189ZM192 193V192H191ZM202 193V195H205V194H203V192H201ZM229 193V192H228ZM231 193V192H230ZM23 194H25V193H23ZM55 195L57 194V193H54ZM171 194V193H170ZM193 194V193H192ZM210 194V192H208V196L207 197H205L204 196V198H206V200H207V206H206V209H209L210 208V205H212V203L214 202V196L215 195H218V194H215L214 196L212 195V194H210V195H212L213 196V198L209 195ZM262 194V193H261ZM260 194V195H261ZM200 195V194H199ZM202 195H200L201 197L200 198H202ZM257 195V194H256ZM260 195H257V198H258V200H259V198L262 196V195H264V193L260 196ZM19 196V195H18ZM37 196H39V195H37ZM46 195H43L42 194V197H44V199L46 198L45 197ZM128 196V195H127ZM126 196V197H127ZM172 196V195H171ZM175 196V195H174ZM187 196V195H186ZM210 196V197H209ZM219 196V195H218ZM218 196H215V197H217L218 198ZM252 196V197H251ZM259 196V197H258ZM23 197V196H22ZM40 197V196H39ZM39 197H37V199L39 198ZM41 197V198H42ZM135 197V194H132V196L131 195H129L128 196V198H125V200H126V202H129L130 203V206H131V204H132V202L134 203V198ZM155 197V196H154ZM159 197H160V195H159ZM163 197V196H162ZM187 197H192L191 195L190 196H187ZM194 197H196V198H194L196 201H193V202H201L198 198V196H194ZM13 198V197H12ZM26 198V197H25ZM31 198V197H30ZM51 198V197H50ZM156 198V197H155ZM161 198V197H160ZM193 198V197H192ZM254 198V197H253ZM256 198V199H257ZM264 197H262L261 198V200L263 199ZM47 199V198H46ZM45 199V200H46ZM53 199V198H52ZM177 199V198H176ZM197 199L199 200V201H197ZM203 199V198H202ZM238 199H237V201H238ZM13 200V199H12ZM23 200V199H22ZM21 200V201H22ZM36 200V199H35ZM50 200V199H49ZM124 200V199H123ZM122 200V201H123ZM142 200V199H141ZM160 200V199H159ZM158 199L155 201V205L153 206V204H152V209H153V211L155 212L156 211V214L157 213H159V212H157V210H158V207H159V201ZM189 200V199H188ZM191 201L193 200V199H190ZM218 200V199H217ZM46 201H48V200H46ZM70 201V200H69ZM177 201V200H176ZM257 203L256 204H258L257 206L256 205H254V206H256V210L257 209H260V207L261 206H264V205H259V203H258V201L257 200H255ZM255 201H254V204H255ZM260 201V200H259ZM36 202V201H35ZM52 202V201H51ZM190 202V201H189ZM220 202V201H219ZM224 202V203H225ZM228 202V203H227ZM253 202V201H252ZM44 203V202H43ZM54 203V202H53ZM52 203V204H53ZM61 203V202H60ZM68 203V202H67ZM186 203H187V200H186ZM191 203V202H190ZM203 203V202H202ZM202 203H200L199 205H201V207L200 208H202L203 206H204V204H206L205 202H204V204H202ZM214 203H217V205H218V201L216 202H214ZM223 203V204H224ZM262 203H263V201H262ZM23 204H25V201H22V202H19V205H21V207H25L26 205H23ZM37 204V203H36ZM39 204V203H38ZM49 204V203H48ZM140 204V203H139ZM144 204V203H143ZM234 204V203H233ZM239 204V203H238ZM237 203H236V205H238ZM242 204L240 205L239 204V208H237V209H234V210H236L237 212H238V209H240V206L242 207ZM251 203H249L248 205H250ZM261 204V203H260ZM264 204V203H263ZM29 205H31V204H29ZM34 205V204H33ZM50 205V204H49ZM129 205V204H128ZM192 205V204H191ZM196 205H197V203H196ZM214 205V204H213ZM217 205L215 206L216 208H217ZM219 205H220V203H219ZM218 205V206H219ZM221 205H222V202H221ZM220 205V206H221ZM225 205V204H224ZM43 206V205H42ZM45 206V205H44ZM43 206V207H44ZM118 206V205H117ZM135 206V205H134ZM179 206V205H178ZM226 206V205H225ZM224 206V207H225ZM234 206H235V204H234ZM242 207L241 208V215H239L238 216V218H239V220L237 219V220H233V218L232 217H235L234 216V214H232L233 216H231L230 215V219L229 220H226V222H227V224L229 225V227L230 228H233V229H235V227L237 228H240V227H242L244 230L247 228L246 227V225L248 224V222H250V220L252 219L251 217L253 216V215H251V214H249L248 213V210L246 211V209H247V207ZM251 206H253V205H251ZM253 206V207H254ZM258 206H260L259 208H258ZM129 206H127V208L126 207H124V209H125V213L123 212L122 213V215H129V214H132V209H130V212H129V208H128ZM132 207V206H131ZM138 207V206H137ZM151 207V206H150ZM180 207V206H179ZM212 207V206H211ZM232 207V206H231ZM33 208V207H32ZM49 208V207H48ZM79 208V207H78ZM188 208V207H187ZM199 208V207H198ZM204 208V207H203ZM216 208H215V210H216ZM223 208V207H222ZM235 208V207H234ZM243 208H245V210L244 211H242V209ZM30 209V208H29ZM43 209V208H42ZM45 209V208H44ZM47 209V208H46ZM60 205H59V203L56 201V203H54L51 207H50V209L47 211V213H45L41 218H40V220H39V222L38 223H40V222H45V223H49V221L50 220H52L55 216H57L58 214H59V211H60ZM149 209V208H148ZM147 209V210H148ZM151 208H150V210H149V213H151L150 211L152 210ZM189 209V208H188ZM187 209V210H188ZM205 209V210H206ZM214 209V208H213ZM220 209H221V207H220ZM224 209V208H223ZM229 209H230V207H229ZM229 209H227L228 211H230L231 209H233V207L229 210ZM249 209H250V207H249ZM27 210H28V208H27ZM33 210H35V209H33ZM33 210H31V211H33ZM134 210V209H133ZM190 210H192V209H190ZM189 210V211H190ZM196 210V209H195ZM202 211L204 210V209H201ZM204 210V211H205ZM211 210V209H210ZM209 210V211H210ZM215 210H213V211H215ZM222 210V209H221ZM225 210V209H224ZM254 210V209H253ZM261 210V209H260ZM85 211V210H84ZM192 211H194V209L192 210ZM223 211V210H222ZM233 211V210H232ZM29 212V211H28ZM34 212V211H33ZM194 212H196V211H194ZM224 212V211H223ZM234 212V211H233ZM260 212V211H259ZM262 212V211H261ZM16 213V212H15ZM40 213V212H39ZM148 213V214H149ZM211 213V212H210ZM215 213V212H214ZM213 213V214H214ZM220 213V212H219ZM222 213V212H221ZM221 213H220V215H221ZM225 213V212H224ZM256 213H258V211H256ZM31 214H33V213H31ZM42 214V213H41ZM75 214V213H74ZM118 214V213H117ZM153 214V213H152ZM155 214V213H154ZM195 214V213H194ZM200 214V213H199ZM216 214V213H215ZM237 214V213H236ZM263 214V213H262ZM16 215V214H15ZM59 215H61V214H59ZM58 215V216H59ZM78 215V214H77ZM128 215H127V218H128ZM134 215V214H133ZM192 215H193V213H192ZM218 215V214H217ZM217 215H215V216H217ZM225 215V214H224ZM238 215V214H237ZM264 215V214H263ZM136 216V215H135ZM158 216V215H157ZM226 216V215H225ZM224 216V217H225ZM257 216H258V214H257ZM14 217H16V216H14ZM63 217V216H62ZM129 217H130V215H129ZM131 217H132V215H131ZM131 217L129 218V219H131ZM134 217V216H133ZM189 217H191V216H189ZM218 217H219V215H218ZM218 217H216V220H218L217 218ZM227 217V216H226ZM259 218V220L261 221L263 218H261L262 216H258ZM58 219H59V217H57ZM136 217H134V219H135ZM191 218H193V217H191ZM219 218H221V217H219ZM222 218H223V216H222ZM221 218V219H222ZM253 218H254V216H253ZM256 219H257V217H255ZM15 219V218H14ZM41 219H43V220H41ZM97 219V218H96ZM183 218H181V220H182ZM221 219H219V220H221ZM225 219V218H224ZM228 219V218H227ZM235 219V218H234ZM255 219V221H257ZM133 220V219H132ZM188 220H190V218L188 219ZM253 220V219H252ZM251 220V221H252ZM17 221V220H16ZM184 221V220H183ZM221 221H223V220H221ZM259 221V222H260ZM134 222V221H133ZM139 222V221H138ZM189 222H191V220L189 221ZM195 222V221H194ZM197 222V221H196ZM195 222V223H196ZM225 222V221H224ZM254 222V221H253ZM258 222V221H257ZM14 223V222H13ZM16 223V222H15ZM263 223V222H262ZM262 223H260V224H262ZM68 224V223H67ZM136 224H138V223H136ZM139 224H140V222H139ZM193 225H194V223H192ZM192 224H191V226H192ZM197 224H199L198 222H197ZM217 224V223H216ZM259 224V223H258ZM36 225V224H35ZM184 225V224H183ZM189 225H190V223H189ZM39 226V225H38ZM60 226V225H59ZM141 226V225H140ZM251 226V225H250ZM261 226H263V225H261ZM260 226V227H261ZM15 227V226H14ZM142 227V226H141ZM180 227V226H179ZM193 227V226H192ZM192 227H189V228H192ZM195 227H196V225H195ZM259 227V229L261 230V228ZM182 228V225H181V227H180V229ZM229 228V229H230ZM263 228V227H262ZM36 229V228H35ZM185 229V227H183V230ZM193 229V228H192ZM257 229H258V226H257ZM195 230H196V228H195ZM216 230V229H215ZM259 230V231H260ZM34 231V230H33ZM186 231H187V229H186ZM189 231V230H188ZM246 231H248V233H249V229L248 230H246ZM13 232V231H12ZM197 232V231H196ZM251 232V231H250ZM257 234H260V233H257ZM261 235V234H260ZM194 236H195V234H194ZM192 237V236H191ZM232 237V236H231ZM250 241V240H249ZM196 242V241H195Z\"/></svg>","mask_w":264,"mask_h":264}]
</instances>
